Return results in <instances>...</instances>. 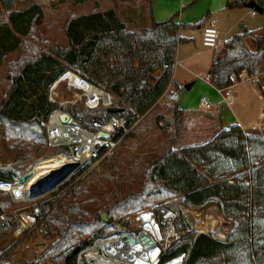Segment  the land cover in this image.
<instances>
[{"label":"trees","instance_id":"obj_1","mask_svg":"<svg viewBox=\"0 0 264 264\" xmlns=\"http://www.w3.org/2000/svg\"><path fill=\"white\" fill-rule=\"evenodd\" d=\"M75 1L79 4L85 0ZM152 1L147 0V25H131L115 7L71 14L64 25L68 44L49 46L46 50L26 41L28 37H36L35 29L45 16L43 7L31 2L19 8L17 0H0V9L6 12V18L0 22V66L7 54L24 50L17 63L12 62L13 67L8 68V83L0 100L2 138L12 155L9 163L0 164V182L17 181L15 183L21 185L19 177L31 170L32 162L44 148L51 151L50 158L67 151L65 147L47 145L41 124L56 103L46 102L37 110L23 111L27 99L47 88L65 70L72 68L88 81L114 93L118 110L105 112L104 107L69 106L63 109L91 129L93 127L82 122L88 114L102 112L107 116H123L128 126H132L124 137L168 85L173 87L170 118L160 126L172 133L170 144L159 154L150 153V157L143 160L138 189L123 193V188L119 187L111 196H102L106 188L99 187L97 182L86 185L74 182L80 173L77 171L64 182L67 186L62 192L41 204L36 227L49 245L33 260L35 264H74L77 252L96 231L113 230L109 222H124L128 214L146 206L156 208L163 203L172 207L168 204L172 197L193 209L215 204L230 222V237L227 243H220L204 234L194 239L187 235L172 244L167 257L188 251L184 264H264V137L244 132L233 124L228 128L217 127L203 142L173 146L185 118L179 104L185 89L172 78L176 47L188 40L179 35V30L202 27L209 13L193 23H179L173 17L157 21L152 16ZM245 1L248 0L228 2L227 6ZM255 1L262 9L264 20V0ZM248 35L254 36V50L244 42ZM222 45L223 50L213 55L207 70V78L216 89L231 86L242 71L248 76L260 72L264 33L255 34L241 23L239 30ZM27 49L31 53L27 54ZM259 90L264 97V86H259ZM15 97L20 98L18 103L10 106ZM36 99L37 96H33L31 101ZM8 110L19 116H10ZM9 206L0 199V240L6 238L18 222L12 219ZM103 211L108 213L109 222L101 221ZM183 217L188 226L193 225L191 219ZM184 227L183 221L176 222L178 230ZM7 251L0 250V264H8Z\"/></svg>","mask_w":264,"mask_h":264},{"label":"rangeland","instance_id":"obj_2","mask_svg":"<svg viewBox=\"0 0 264 264\" xmlns=\"http://www.w3.org/2000/svg\"><path fill=\"white\" fill-rule=\"evenodd\" d=\"M31 2L39 4L44 9V19L40 26L35 29V36L28 37L26 39L28 44H31L34 47H43L44 49H48L49 46L60 45L64 46L68 44V39L64 32V25L67 18L71 14H79L90 12L92 9L97 8L103 10L108 7H115L122 18L129 22L133 26L147 25V0H85L82 3L75 4V0H17V6L19 8H24ZM260 17L258 20H253L250 24V28L254 29L257 34H262L263 19L262 15L259 14ZM3 18H6V12L1 8L0 9V22ZM237 30V29H235ZM239 30V29H238ZM185 34L193 33L194 42L190 44L191 49L201 50L205 48L202 45V31L199 29L195 32L185 31ZM35 37V38H33ZM39 39V41L37 40ZM215 50V49H214ZM223 50L221 46L217 48V53L220 54ZM181 52V49L179 53ZM216 52V51H215ZM31 53L30 50L27 49V54ZM24 54L23 49H19L13 51L5 56L0 66V100L1 95L3 94L4 88L8 83L9 73L8 68L13 67L14 64L12 62H16L19 59V56ZM26 58V57H25ZM12 64V65H10ZM136 65V64H135ZM262 67L264 68V59L262 63ZM70 70H73L70 68ZM179 71V70H178ZM76 72V71H75ZM78 73V72H76ZM79 74V73H78ZM185 77H189V74L183 72ZM261 84L264 81H259ZM169 86V85H168ZM260 86V85H259ZM258 86V88H259ZM58 90L56 92V99L58 101L67 100L69 102H64V106L67 107H76L78 109H83V100L82 98L78 103L71 104L70 101L73 98L74 91L71 89H67L66 83L63 81L58 86ZM240 92V97L236 99V104L231 105V108H237V105L241 106V110L244 111L246 115L257 112V96L254 92L252 84L249 82H243V84L236 87ZM168 89V87H167ZM166 89V90H167ZM44 89H42L37 95V99L34 100L33 103H30V99H27L24 110H37L41 105L45 104V95L43 94ZM200 93L204 92V87L199 90ZM112 93V92H111ZM165 97L160 101V103L147 111L145 114L139 117L137 122L133 125L131 133L128 136L122 138L114 148L111 150L109 154L103 155L99 159L93 161L90 164L83 166L76 171L80 173L75 177V181H81L82 184L86 185L88 183H92L93 181L97 182L99 187L106 188L103 190L100 195L102 196H111L112 191L117 188H123V193L128 192L129 190L135 191L138 189L139 181L142 177V172L144 169L143 160L149 158L151 154H159L163 149L170 144V137L172 133L168 129L160 128L166 124V121L170 118V100L166 101L170 95L168 91H165ZM163 93V94H164ZM212 91L205 93V98L211 100L209 94ZM255 93V94H254ZM114 96L115 94L112 93ZM116 98V96H115ZM215 98V97H214ZM19 97H15L11 102L10 106H14L18 103ZM42 100V101H41ZM110 100V96H107V102ZM212 101V100H211ZM201 103V100H200ZM102 109V108H101ZM8 114L12 117H18L19 114L15 113L12 110H8ZM43 119V118H42ZM83 121V119H82ZM84 122L85 118H84ZM87 123V122H86ZM94 121L89 119V123L92 126ZM183 126V125H182ZM215 129H195L190 135L187 129H181V134L176 142L173 143L174 147H178L182 144H193L197 142H203L207 140ZM252 133H256L252 131ZM45 134V130H44ZM194 134V135H193ZM46 137V135H45ZM50 150L47 148L43 149V152L37 157L31 164L33 166L39 161L51 159L49 156ZM11 153L5 147L2 138V127L0 124V164L9 163L11 160ZM30 166V167H31ZM75 166V165H74ZM75 171V172H76ZM71 172V171H70ZM69 172V173H70ZM68 173V174H69ZM67 174V175H68ZM67 175L60 180L57 184H53L51 186L43 187L36 194L34 201H40V203H44L46 200L56 196L62 190H64L67 184H64L65 178ZM63 181V182H62ZM71 185V183L69 184ZM0 192H2L0 190ZM0 199L3 201H7L9 203V212L12 219L15 220L16 212L25 209V205L29 202H13L9 196V193L6 191L5 194L0 193ZM101 196L99 200H101ZM168 204L175 205L180 208L181 212L185 217L191 219L192 224L199 222H203L205 217H219L223 216L215 204H207L206 206L200 207L199 209H193L185 207L178 202L177 198H169ZM160 205H163L160 204ZM167 206V205H166ZM155 207L146 206L144 209H152ZM138 210V211H141ZM136 211V212H138ZM134 213H130L124 218V224L129 222V219L134 215ZM196 214V215H195ZM194 216H197L199 220H195ZM9 216L6 217V219ZM224 217V216H223ZM225 218V217H224ZM226 226L228 229L230 228V222L225 218ZM119 220H114L109 222L113 226V222ZM100 231H96L94 235L99 233ZM92 238V237H91ZM85 239V237H84ZM49 245V241L46 240L39 232L38 228L35 227L23 233L20 236H14L13 231L4 239L0 240V250L7 249L8 257L5 258L8 261V264H35L33 260L38 257L39 254Z\"/></svg>","mask_w":264,"mask_h":264},{"label":"built area","instance_id":"obj_3","mask_svg":"<svg viewBox=\"0 0 264 264\" xmlns=\"http://www.w3.org/2000/svg\"><path fill=\"white\" fill-rule=\"evenodd\" d=\"M200 29L202 31V45L209 49H216L220 43L216 27L213 25H205L200 27ZM66 73H72L75 77L85 80L96 88H100L111 98L109 103H104L100 97L91 100L86 96H80L76 99L72 98L70 101L71 104H76L84 98L83 109L104 107L105 112H107V107H115L117 103L115 96L110 91L88 81L83 76L70 69L65 70L56 80L44 89L43 94L45 95V100L41 101L44 103L52 102L57 104V106L49 112L47 118L41 121L45 130L46 143L50 147H65L67 149V151L59 152L55 155L62 154L68 156L72 153L66 144L54 142L51 139L48 129V120L49 115L56 108L61 110V115H67L66 118L68 121L74 124L79 131L88 134L91 140L94 141L87 160L82 162L75 159L73 163L75 166L67 175L65 181L75 174L77 169L92 163L103 155L109 154L114 146L132 127L128 126L123 116H107L106 113L102 112L88 114L82 118V122L85 125L93 127V129L80 124L70 112L63 109L65 107L63 105L64 102L69 101L62 100L61 102L51 97V92L55 87V83ZM57 90L58 87L56 88V92ZM222 99L228 104L232 100V95H225ZM33 102L34 101L30 99V103ZM201 103L204 106H208V102L204 98L201 99ZM84 118L87 123H89V119H92L95 126L84 122ZM102 120L103 122H101ZM108 123H112L113 125L116 124V126L112 129H107ZM98 131L104 132L105 135H99ZM34 166L35 164L29 171L32 172ZM9 184H11V182H0V190L7 191L6 186ZM8 193L11 200L15 203L29 202L25 205V209L16 212L15 217L18 222L13 230V235L20 236L26 231L36 227L41 216V203L40 201H34L35 197H29V195L21 198L14 196L10 192ZM194 219L199 220L197 216H194ZM178 220L183 221L185 225L183 229L178 230L176 228V222ZM225 223L226 220L223 216H207L202 223H194L192 226H188L183 217V213L177 206L169 207L166 205H159L156 208L144 209L132 215L127 224L116 221L112 223L113 230L111 232L97 233L94 235L90 241L77 252L74 264H170L174 260H178V264H184L188 256V251L181 252L173 257H167L168 250L172 244L180 241L187 235H192L194 239L200 234L207 235L220 243H227L230 237V228L228 229L225 227ZM151 254H153V256H151Z\"/></svg>","mask_w":264,"mask_h":264},{"label":"crops","instance_id":"obj_4","mask_svg":"<svg viewBox=\"0 0 264 264\" xmlns=\"http://www.w3.org/2000/svg\"><path fill=\"white\" fill-rule=\"evenodd\" d=\"M234 1L240 0H153L151 11L152 16L157 21L173 17L174 21L179 23H193L203 15L209 13L207 16L205 15L206 20L203 26L213 25L216 27L218 39L220 40L217 48L220 46L222 48L224 40L238 31L239 24L242 23L248 29H252L250 28V23L253 20L259 21L260 18L257 17L260 16L259 13L245 7L244 3L227 6L228 2ZM261 18L263 19V17ZM261 27L264 33V20ZM196 29L201 31L199 26L184 27L179 30V35L186 37L188 40L178 44L176 47L175 63L172 72V78L179 85L192 83L190 89L185 90L179 100L180 107L185 111L182 129H187L190 135H192L195 129H216L219 126L228 128L233 124H237L244 132L255 131L264 137V97L258 88L259 85L264 86V83L261 84L259 82L264 81V68L262 67L264 56L260 72L257 75L248 76L242 71L231 86L218 90L207 78V70L213 55L218 52L217 48L215 50L206 47L201 50L191 49L190 44L194 42V35L193 33L185 34L184 32H195ZM244 42L250 50H254V36H246ZM180 49L181 52L179 53ZM183 72L188 73L189 77L182 75ZM243 82L252 84L257 96V112L255 110L253 115H246L239 105H237V108H231V105H235L236 99L240 97V92L236 87L243 84ZM203 87L204 92L200 93L199 90ZM166 91L170 93L166 100L169 101L173 87L169 85ZM209 91H212L209 94L212 101L205 98V93ZM225 95H232V100L228 104L222 99ZM164 97L165 93L154 103L151 109L156 107ZM202 98L208 102V106L200 103Z\"/></svg>","mask_w":264,"mask_h":264},{"label":"bare ground","instance_id":"obj_5","mask_svg":"<svg viewBox=\"0 0 264 264\" xmlns=\"http://www.w3.org/2000/svg\"><path fill=\"white\" fill-rule=\"evenodd\" d=\"M63 81L66 83L67 89L74 91L73 99L86 96L91 100H95V98L100 97L102 101L105 99L104 103L107 102L108 94L105 91L96 88L81 78L75 77L72 73H66L55 83V87L51 92V97L55 100H57L56 88ZM115 126L116 124L108 123L107 129H112ZM48 129L52 141L66 144L72 153L68 156L56 155L49 160L37 162L30 176L21 181L23 182L21 185L15 183L17 181H13L6 186L7 191L14 196L22 198L30 195L36 189L47 185L61 175L65 169L73 165L75 159L84 162L89 157V151L94 141L91 140L88 134L79 131L74 124L63 117L60 109L56 108L49 115ZM170 264H178V260H174Z\"/></svg>","mask_w":264,"mask_h":264},{"label":"water","instance_id":"obj_6","mask_svg":"<svg viewBox=\"0 0 264 264\" xmlns=\"http://www.w3.org/2000/svg\"><path fill=\"white\" fill-rule=\"evenodd\" d=\"M244 6L247 7V8H249V9H251V10H253V11H255V12H257V13H259V14L262 13V9H261V7L256 3L255 0H248V1H245V2H244ZM191 85H192V83L190 82V83H186V84H184L183 87H184L185 90H189L190 87H191ZM117 110H118V109H117L116 107H107V108H106V111H107V112H114V111H117ZM62 116H63V117H67V115H65V114H63ZM98 134H99V135H105V133L102 132V131H98ZM73 167H74V165L69 166L67 169H65V170L63 171V173H62L61 175H59L58 177H56L54 180L50 181L47 185L42 186V187L36 189L35 191H33V192L29 195V197H34V196H36V194H37V193L41 190V188H43V187L51 186V185H53V184H57L58 182H60V180H61L62 178H64V177H65V176H66V175H67V174L73 169ZM30 174H31V171H27L26 173L22 174V175L19 177V181H24L25 179H27V178L30 176ZM100 219H101L102 222H107V221H108V213H107L106 211L101 212V213H100Z\"/></svg>","mask_w":264,"mask_h":264}]
</instances>
